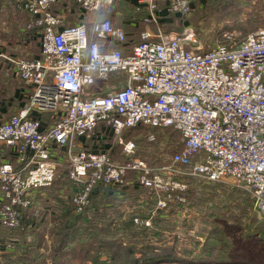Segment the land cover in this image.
<instances>
[{
	"label": "built area",
	"instance_id": "1",
	"mask_svg": "<svg viewBox=\"0 0 264 264\" xmlns=\"http://www.w3.org/2000/svg\"><path fill=\"white\" fill-rule=\"evenodd\" d=\"M59 1L19 0L17 7L31 16L26 27L37 35L39 54H1L27 98L0 122V142L16 163L0 162V225H20L22 212L36 207L38 193L52 184L63 161L80 185L71 197L79 210L98 182L160 192L155 208H163L182 200L187 182L180 168H186L246 188L264 218V27L207 49L196 45L190 26L169 34L144 29L124 49L127 32L109 17L67 24L54 9ZM163 1L183 18L195 8V0ZM73 2L97 13L114 0ZM136 2L137 10L148 12L145 22H158V0ZM141 124L180 132L182 145L169 164L153 167L131 157L134 143L121 138L123 162L110 151L81 145L104 130L119 136ZM143 223L149 225L148 219Z\"/></svg>",
	"mask_w": 264,
	"mask_h": 264
},
{
	"label": "rangeland",
	"instance_id": "2",
	"mask_svg": "<svg viewBox=\"0 0 264 264\" xmlns=\"http://www.w3.org/2000/svg\"><path fill=\"white\" fill-rule=\"evenodd\" d=\"M206 1L211 4L198 17L196 24L190 19L193 11L187 17L179 16V21L173 24V27H181V31L190 26L195 43L201 48L207 49L216 43H227L231 40L230 37L239 42L264 24V0H221L220 6L213 4L215 0H200L201 5ZM15 2L16 0H0V41L13 40L12 36L8 37L9 34H16L15 39L28 22L29 14L15 8ZM113 13L118 14L116 11ZM164 16L169 19L173 17L168 13ZM149 25L155 28L153 24ZM12 30L15 32H10ZM164 33L169 34L171 31ZM7 52L9 53L6 54L27 55L17 53L11 48H8ZM99 86L107 88L106 83ZM23 96L26 100L25 90ZM126 138L122 134L118 136L110 130H104L99 136L91 138L87 146L86 141L81 145L94 150L110 151L113 158L121 162L125 155L118 139L123 142L132 141L135 149L131 157L140 158L154 167L169 164L171 156L181 143L180 132L171 127H139L131 131L130 135L126 134ZM180 169L184 171L182 178L187 182L186 190L181 193L182 200H174L176 204L172 203L170 208L163 212L165 217L156 219L155 227L160 233L154 237L150 232L148 237L157 245H172L173 251L181 260L155 264H195L189 259H201L202 264H264V218L254 209L250 192L231 183L229 179L210 181L191 175L190 170L186 168ZM55 180L52 186L41 191L40 198H36L39 204L26 212L28 216L37 218L36 222H28L26 230L8 236L10 241L0 239V264H11L10 261L6 262L10 259L3 254L15 250L19 251L18 253L37 250L38 253L49 257L52 252L51 234L60 221L53 215V207L59 205L58 198L69 202L76 191L67 180L66 161L58 165ZM140 189L136 198L129 197L121 204L120 210L124 211L123 214L141 213L147 201H154L161 194L150 189ZM90 204L88 195L86 206ZM73 206L76 212L86 207L79 210L76 205ZM157 210L154 208L151 216H155ZM116 212L117 210H114L112 213L115 217L118 216ZM144 219H148L150 224V217ZM139 221L134 220L136 224L140 223ZM6 245L8 250L2 253V247Z\"/></svg>",
	"mask_w": 264,
	"mask_h": 264
},
{
	"label": "trees",
	"instance_id": "3",
	"mask_svg": "<svg viewBox=\"0 0 264 264\" xmlns=\"http://www.w3.org/2000/svg\"><path fill=\"white\" fill-rule=\"evenodd\" d=\"M18 1L19 0H16L14 7L20 9L17 7ZM220 1L221 0H215L213 4L220 6L222 4ZM194 2V13L192 12V18L190 19L196 24L198 17H200L202 12H204L211 3L210 1L209 3L206 1L204 5H201L200 0H195ZM158 5L160 8L164 5V1L158 0ZM111 11H120L122 13L121 15L127 19L138 20V25L128 27V29L134 31L136 35L129 32L127 34L126 43L120 46L127 49L131 44L139 41L138 33L140 34V30L144 28V25L148 24L143 20L146 15V10H137L133 6L118 4L117 2L116 7L111 9ZM168 14H172L173 17L169 21L160 22L159 25L162 30L169 32L171 30L180 29L179 31H181V27H173L175 26L173 24H175L177 20L179 21V15L173 14L172 12H168ZM30 20L31 16L29 15L28 22ZM261 27H264V24ZM261 27H258L257 29ZM32 31L33 29H29L25 25L15 39H19L23 36L29 37L31 36ZM10 32L15 31L12 30ZM15 35L13 36V34H9L8 37L12 36L11 39L14 40ZM22 84L24 85V83ZM139 127L148 128L150 126L142 124L137 125L125 129L121 134L127 139L126 134L130 135L131 131L133 132ZM181 145L182 138L181 143L177 148L178 150ZM56 174L53 182L56 181ZM66 176L67 180L72 184V188L77 191L80 188V185L70 179L67 168ZM128 177H131L130 173L126 176L127 179ZM53 182L50 186L53 185ZM46 188H43L42 190ZM140 188L143 187L136 183H123L120 185L115 184L107 186L98 182L94 184L90 190L89 199L91 204L79 212L75 211L71 200L67 202L62 198H58L59 205L53 207V215L60 221L51 234L52 252L49 257L47 258L43 254L38 253L37 250L31 251V253H18L19 251L15 250L12 253L4 252L5 254L3 255L10 259H7L6 262L10 261L11 264H155L163 261L181 260V257L173 251L174 247L172 245H157V243H154V241L148 237L150 232H152L151 235L154 237L160 233L158 228L155 227L157 224L156 219L165 217L163 212L167 211L172 203L176 204L174 200L173 202H169L167 207L158 209L155 216H151L150 213L156 206V199L154 201H147L145 203L146 205L143 206L141 213L123 214L124 211L120 210L121 204L127 201L129 197H137L138 192L141 190ZM39 195L41 196L42 194L39 193L37 198H40ZM37 209L39 208H36V210ZM114 210H117V218L112 215ZM26 212L27 211L22 212L20 225L15 230L8 228V236L14 235L21 230H26V225L29 226L28 222H36L37 218L28 216ZM135 217L140 220V223L136 224L134 222ZM146 217H150L151 219L149 225L143 223V218ZM37 248H39L38 244ZM189 260L195 264H202L201 259Z\"/></svg>",
	"mask_w": 264,
	"mask_h": 264
},
{
	"label": "crops",
	"instance_id": "4",
	"mask_svg": "<svg viewBox=\"0 0 264 264\" xmlns=\"http://www.w3.org/2000/svg\"><path fill=\"white\" fill-rule=\"evenodd\" d=\"M117 2L118 4H123V5L125 4L127 6H133V7H135L137 3L136 0H119V1L116 0L113 2L112 6L106 11H100L97 13H88V12H84L82 9L77 7L74 4L73 0H60L54 5V9L63 16L64 21L67 24L77 22V21L89 22L94 19H98L102 17H109L112 20L114 25L122 27L127 32V34L129 32H132L133 35H136V33L128 29V27L138 25L139 24L138 20L127 19L121 15L122 13L120 11H116L118 12V14L113 13V11H111V9H114L116 7ZM141 9L145 10L144 7ZM168 12L169 11L166 9V4H164L156 12L158 22L148 23L147 25H144V28H142L140 31L144 29H149L155 32L157 28H160L162 30V28L159 25L160 22L171 20L169 18H166V16H164ZM146 14H148L147 11H146ZM149 24H153L155 28H151L152 26ZM171 32H175V31L171 30ZM34 36H35L34 34H31V36L29 37L23 36L19 39L0 41V122L1 120L4 121L8 119L9 116L13 114L26 101L25 97L24 96L22 97L23 90L26 91L24 85L22 84L20 80L12 76L8 63L6 59L2 57L1 54L9 53L7 52V49L11 48L17 53L19 52L26 53L27 55L25 57H28V58L38 56L39 44L37 41V37H34ZM110 46H118V43H110ZM3 161H11L13 162V164L16 165L14 161V155L10 151L9 147L3 142H0V162H3ZM39 193L42 194L41 191ZM2 202H3V197L1 194V190H0V205ZM38 204H37V199H36L35 206H37ZM8 231L9 230L7 227L0 225V234H1L0 239H3L5 241L6 239L8 240V235H7ZM6 248L7 246L2 247L3 250L1 252L4 253L5 251H7L8 249Z\"/></svg>",
	"mask_w": 264,
	"mask_h": 264
},
{
	"label": "snow or ice",
	"instance_id": "5",
	"mask_svg": "<svg viewBox=\"0 0 264 264\" xmlns=\"http://www.w3.org/2000/svg\"><path fill=\"white\" fill-rule=\"evenodd\" d=\"M68 87H70V85H68Z\"/></svg>",
	"mask_w": 264,
	"mask_h": 264
}]
</instances>
